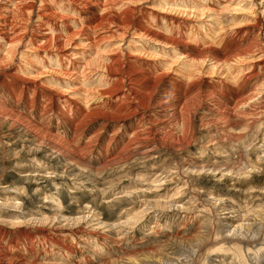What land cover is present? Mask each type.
I'll return each mask as SVG.
<instances>
[{
	"label": "rangeland",
	"instance_id": "obj_1",
	"mask_svg": "<svg viewBox=\"0 0 264 264\" xmlns=\"http://www.w3.org/2000/svg\"><path fill=\"white\" fill-rule=\"evenodd\" d=\"M183 259L264 264V0H0V264Z\"/></svg>",
	"mask_w": 264,
	"mask_h": 264
},
{
	"label": "bare ground",
	"instance_id": "obj_2",
	"mask_svg": "<svg viewBox=\"0 0 264 264\" xmlns=\"http://www.w3.org/2000/svg\"><path fill=\"white\" fill-rule=\"evenodd\" d=\"M241 239V238H240ZM251 239H253V240H255L256 238H248L247 240H251ZM177 252V251H176ZM184 260V259H183ZM185 261V260H184ZM179 264H190V263H188L187 261H185L184 263H182V262H180Z\"/></svg>",
	"mask_w": 264,
	"mask_h": 264
}]
</instances>
